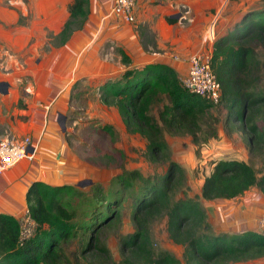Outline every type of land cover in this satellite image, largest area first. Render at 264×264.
I'll use <instances>...</instances> for the list:
<instances>
[{
    "label": "trees",
    "instance_id": "1",
    "mask_svg": "<svg viewBox=\"0 0 264 264\" xmlns=\"http://www.w3.org/2000/svg\"><path fill=\"white\" fill-rule=\"evenodd\" d=\"M89 11L90 0L70 1L68 18L53 36L59 46L84 27ZM260 49H264V6L243 14L231 29L214 40L210 53V69L221 90L218 105L225 107L228 121L238 123L237 130L248 133L243 142L249 152L264 142L263 134L253 123L255 115L264 108V90L252 87L257 70L264 71V59L258 57ZM120 54L125 70L117 81H107L100 87L99 99L117 109L128 133L146 139L148 158L155 162L164 158L167 147L152 108L162 103L160 122L194 136L206 119L210 104L188 93L172 67L147 64L139 69L128 68L129 58ZM183 180V169L170 163L158 181H145L141 187L133 215L137 231L126 237L121 246L128 264H182L167 251L154 252L151 248L146 224L161 213L167 217L169 238L183 249L184 264H233L264 258V228L261 232L215 233L200 202L174 197L175 188ZM128 183L129 180L123 181ZM251 188L264 196V171L257 173L253 166L235 159L219 160L203 179L200 197L205 201H228L242 197ZM80 194L69 185L33 183L26 195L33 235L23 240L19 219L0 214V264H60L61 245L76 237L79 230L85 243L83 255L98 262L108 258V250L99 246L97 232L117 217L110 209L115 202L107 197L100 199L77 222L74 211L61 202V197ZM94 198L99 197L96 194ZM102 204L104 209L99 207Z\"/></svg>",
    "mask_w": 264,
    "mask_h": 264
},
{
    "label": "rangeland",
    "instance_id": "2",
    "mask_svg": "<svg viewBox=\"0 0 264 264\" xmlns=\"http://www.w3.org/2000/svg\"><path fill=\"white\" fill-rule=\"evenodd\" d=\"M237 1L239 0L232 2ZM262 5L264 6V1ZM30 7L31 0H0V92L6 94V83L18 80L20 84L16 91L19 100L13 106L20 108L21 98L26 95L23 87L34 75L43 81L48 73L55 70L57 75L53 79L64 82H67L66 79L70 80L68 100L57 123L64 136V165L71 181L69 186L81 194L74 197L65 195L61 197V202L74 211L75 221L79 222L82 216L89 213L91 205H96L100 199L104 201L107 197L115 202L110 209L117 216L111 224L97 232L99 246L108 250V258L98 262L83 255L85 243L79 230L76 237L61 245L60 264H128L121 253V246L126 237L137 231L133 220L136 211L135 197L145 181H158L170 163L177 164L184 171V180L182 185L175 188L174 197H187L200 202L208 222L209 215L217 204L215 202L220 200H202L201 186L217 161L235 159L253 166L257 173L264 171V142L260 148L249 152L243 142L248 133L237 130L238 123L235 120L232 123L228 121L223 104L209 105L200 130L192 136L162 124L159 120L162 103H157L151 113L161 128L167 148L164 158L150 161L146 139L138 134L128 133L117 109L104 105L99 99L102 84L117 81L125 70L120 54L126 55L125 47L116 44L112 36L107 34L109 22L118 26L124 22L104 16L106 23L99 27L95 39L98 25L95 22L91 25L90 20L86 21L85 28L76 31L72 40L76 44L73 50L87 44L88 48H84L81 56L75 59L83 67H69V61L64 59L65 46H59L53 37L58 26L47 31L46 37L40 39V30L37 23H33ZM118 26L116 30L120 28ZM82 37L86 38L84 43ZM203 50V53L208 52L207 47ZM258 57L261 61L264 59V49L259 50ZM47 67H53L50 68L52 71L47 72ZM106 70L112 74L107 75ZM256 75L252 87L257 91L264 90V71L259 68ZM253 123L264 136V108L255 115ZM4 130L1 129L0 132ZM126 180H129L127 185L123 184ZM249 191L251 196L252 193L259 195L256 188ZM96 194L99 197L97 200L94 198ZM247 194L238 198L230 208L237 207L238 202ZM101 195L105 197L101 198ZM99 207L104 209L105 204ZM229 222L233 226L236 224L233 220ZM21 230L23 240L33 235L32 226L24 221L21 222ZM212 230L214 231L213 226ZM230 230V234L240 232L238 228L232 227ZM146 231L154 252L167 251L184 264L182 247L169 238L165 214L161 213L150 219L146 224ZM233 264H264V258Z\"/></svg>",
    "mask_w": 264,
    "mask_h": 264
},
{
    "label": "crops",
    "instance_id": "3",
    "mask_svg": "<svg viewBox=\"0 0 264 264\" xmlns=\"http://www.w3.org/2000/svg\"><path fill=\"white\" fill-rule=\"evenodd\" d=\"M70 1L31 0L33 23H37L40 39H44L47 31L52 30L54 26H58L54 35L61 30L68 18L67 7ZM232 1L136 0L134 22L120 23V26L109 22L107 34L112 36L116 44L125 47L124 53L129 58L128 68L139 69L147 64H165L172 67L181 80L188 73L189 56L203 52L205 47L211 53L214 40L231 29L243 14L249 10L260 9L264 0ZM111 5V0H90L87 22L90 20L91 25L93 22L98 25L95 39L103 23H106L104 16L109 17L107 14ZM117 26L120 28L116 30ZM121 31L122 33H119ZM75 34L76 32L64 45V59L69 61V67H83L81 63L77 64L75 59L88 47L85 43L81 48L78 46L73 50L76 46L72 42ZM82 38L84 43L86 38ZM122 67L126 66L122 64ZM50 68L53 69L46 68L47 72L52 71ZM54 71L48 73L43 81L33 73L35 79L31 78L23 87L26 95L21 98L20 108L13 106L19 100L16 91L20 84L18 80H12L11 84L6 83V94L0 92V130L5 129L0 132V142L29 138L30 151L34 155L32 160H23L0 173L2 215L15 219L24 216L27 211L26 195L35 182L48 186L71 185L64 165L63 131L57 123V118L61 116L62 108L68 100L67 88L70 80L66 79L67 82H64L61 79H53L56 74ZM106 73L112 74L107 70ZM257 192L259 195L252 193L251 196L250 191H247L244 194L248 193L247 196L241 199L235 208L230 207L244 195L238 197L239 199L215 202L217 204L209 215V223L215 233L230 234L232 227L240 229L239 233L261 232L264 228L260 223L264 196ZM222 214L224 215L221 216ZM232 220L236 222L234 226L229 222Z\"/></svg>",
    "mask_w": 264,
    "mask_h": 264
},
{
    "label": "built area",
    "instance_id": "4",
    "mask_svg": "<svg viewBox=\"0 0 264 264\" xmlns=\"http://www.w3.org/2000/svg\"><path fill=\"white\" fill-rule=\"evenodd\" d=\"M112 5L108 13L121 22L132 24L134 22V10L136 0H111ZM183 87L188 93L204 99L210 105L216 106L220 103V84L210 69V53H194L188 58V73L181 80ZM33 152L30 151V139L25 138L19 141L4 140L0 142V173L15 166L23 160H32ZM260 223L264 225V210L260 216ZM32 226L28 211L19 218ZM22 235V230H21Z\"/></svg>",
    "mask_w": 264,
    "mask_h": 264
}]
</instances>
